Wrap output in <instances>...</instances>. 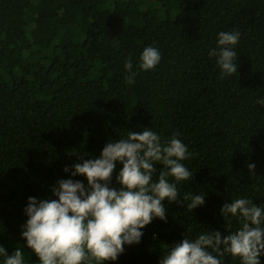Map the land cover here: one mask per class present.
<instances>
[{
    "label": "trees",
    "instance_id": "1",
    "mask_svg": "<svg viewBox=\"0 0 264 264\" xmlns=\"http://www.w3.org/2000/svg\"><path fill=\"white\" fill-rule=\"evenodd\" d=\"M221 31L241 34L234 46L238 72L229 76L209 56ZM147 46L161 59L142 70ZM129 58L133 84L125 80ZM258 100L264 0H0V246L9 253L19 247L25 264H39L21 236L28 198L58 199L52 187L59 179L87 186L86 176H71L79 157L98 158L107 143L146 127L162 142L176 133L187 145L193 155L181 163L192 178L168 180L180 198L206 194L205 203L189 211L162 201L166 221L153 218L140 243L125 245L106 264H159L185 236L237 231L241 221H225L223 204L246 198L264 209ZM156 167L158 175L163 165ZM121 168L117 163L110 187H119ZM259 259L264 264V254ZM222 264L241 261L225 253Z\"/></svg>",
    "mask_w": 264,
    "mask_h": 264
},
{
    "label": "clouds",
    "instance_id": "2",
    "mask_svg": "<svg viewBox=\"0 0 264 264\" xmlns=\"http://www.w3.org/2000/svg\"><path fill=\"white\" fill-rule=\"evenodd\" d=\"M239 31L218 33L216 49L209 56L217 58L223 76L238 72L234 46ZM161 59L156 47L143 49L139 60L142 70L154 69ZM133 63L129 58L125 69L128 84L135 82ZM264 105V100H258ZM176 133L166 141L146 127L142 132L129 131L126 139L107 143L100 156L93 159L79 157L82 162L71 166V176H86L87 186L80 180L59 179L52 193L58 199L29 197L24 212L28 217L21 226L26 247L39 259V264H106L116 261L125 245L138 244L142 229L153 218L166 221V207L162 201L184 204L189 211L205 203V195L185 193L180 198L176 182L189 180L193 173L181 161L193 154ZM117 163L122 165L116 182L110 187ZM163 165L157 175L156 165ZM249 171L255 168L248 165ZM66 166L64 171L69 172ZM156 175V179H153ZM187 202V203H185ZM224 220L232 217L241 227L225 235L207 231L194 240L185 236L169 247L159 264H222L225 253L239 257L241 264H261L264 254V209L246 198L226 202L220 209ZM215 252L217 255H213ZM3 264H25L24 254L17 247L9 253L0 246Z\"/></svg>",
    "mask_w": 264,
    "mask_h": 264
}]
</instances>
